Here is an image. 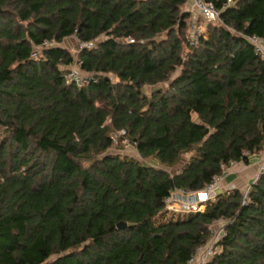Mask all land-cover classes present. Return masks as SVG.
Returning <instances> with one entry per match:
<instances>
[{
	"label": "trees",
	"instance_id": "16d2710c",
	"mask_svg": "<svg viewBox=\"0 0 264 264\" xmlns=\"http://www.w3.org/2000/svg\"><path fill=\"white\" fill-rule=\"evenodd\" d=\"M187 1L0 0V264H187L222 220L206 264H264V172L166 208L264 150V0H208L196 43Z\"/></svg>",
	"mask_w": 264,
	"mask_h": 264
},
{
	"label": "built area",
	"instance_id": "2783aa9c",
	"mask_svg": "<svg viewBox=\"0 0 264 264\" xmlns=\"http://www.w3.org/2000/svg\"><path fill=\"white\" fill-rule=\"evenodd\" d=\"M192 5V9H189V11L192 12L193 16L190 17L188 21V33L192 43H196L198 39L205 34V28L199 23L198 18L206 23L214 22L218 19L219 12L213 2L208 0H194ZM196 11L197 14H194ZM248 40L253 45L254 51L264 61V39L259 38L256 35H251L248 37ZM85 46H90V44H86ZM66 78L68 82L80 86L86 82L88 75L84 74L77 68L71 67L69 72H67ZM123 133V130L119 132V134ZM114 142L116 143V139H114ZM123 144L126 145L130 143L123 140ZM257 164L258 170L254 181L264 172V150L260 153ZM233 165L234 163H230L227 167L222 165L221 175L214 177L213 181L202 190L187 192L183 189H177L171 192V194L165 199L167 210L170 212H202L205 209L206 204L209 201L214 200L219 192L228 190L223 187V177L228 171V168ZM248 190L249 185L244 190V201L246 200ZM214 233L215 231L212 230L213 236L210 242L197 249L187 264H206V262L217 253L218 249L216 243L224 235V226L221 231L216 234ZM201 253L203 255L200 258L199 255Z\"/></svg>",
	"mask_w": 264,
	"mask_h": 264
},
{
	"label": "rangeland",
	"instance_id": "374dc122",
	"mask_svg": "<svg viewBox=\"0 0 264 264\" xmlns=\"http://www.w3.org/2000/svg\"><path fill=\"white\" fill-rule=\"evenodd\" d=\"M193 2H194V0H188L187 1V8L188 9H192V4H193ZM197 14V11L196 12H194V14ZM199 23L200 24H202V26L204 27L205 26V21H203L202 19H199ZM205 28V27H204ZM77 44H79L78 43V41H77V39L76 38H74V37H71V38H68V39H66L61 45H63V46H65L66 48H68V49H70L71 50V52L72 53H75L76 52V46H77ZM72 68H77V69H79L78 68V66L77 65H73V66H71ZM164 87L166 86V85H163ZM149 91V90H148ZM4 134H5V132L3 131V130H0V138L1 137H3L4 136ZM120 148H119V152H121V153H123V154H129V155H136L137 157H139V155L136 153V150H135V148H134V146L132 145V144H126V145H124V144H122V146H119ZM188 157V155H185L183 158H182V161L176 166V167H173V168H171V169H169L170 170V172H174V171H176L182 164H183V162L186 160V158ZM258 166V165H257ZM231 167H233V166H231ZM231 167L230 168H228V170H230L231 169ZM257 170H258V168L254 171V176H256V174H257ZM241 170H239V172H240ZM228 172V171H227ZM226 172V173H227ZM241 175V174H240ZM249 184H247V183H238V187L240 188V190L244 193V190H245V188L248 186ZM223 187H224V189H229V188H227L226 186H225V184L223 183ZM235 186H230V188H234ZM223 229V221H218V222H216V223H214L213 224V226H212V230L213 231H215V233L214 234H216L217 232H219V231H221ZM217 249H219V247H217ZM203 254L201 253L200 255H199V257L201 258V256H202ZM199 259V258H198ZM200 262V261H199Z\"/></svg>",
	"mask_w": 264,
	"mask_h": 264
},
{
	"label": "crops",
	"instance_id": "0c3cea01",
	"mask_svg": "<svg viewBox=\"0 0 264 264\" xmlns=\"http://www.w3.org/2000/svg\"><path fill=\"white\" fill-rule=\"evenodd\" d=\"M259 155H253L249 158V164L244 163H235L227 173H225L223 177V183L227 188L230 186L238 187V183H247L254 181V171L258 168V158ZM239 170H241L239 172ZM241 174V175H240Z\"/></svg>",
	"mask_w": 264,
	"mask_h": 264
},
{
	"label": "water",
	"instance_id": "95a60500",
	"mask_svg": "<svg viewBox=\"0 0 264 264\" xmlns=\"http://www.w3.org/2000/svg\"><path fill=\"white\" fill-rule=\"evenodd\" d=\"M123 225H124L123 223H119L118 227L121 228V227H123Z\"/></svg>",
	"mask_w": 264,
	"mask_h": 264
}]
</instances>
